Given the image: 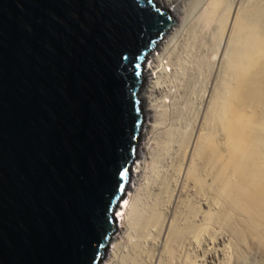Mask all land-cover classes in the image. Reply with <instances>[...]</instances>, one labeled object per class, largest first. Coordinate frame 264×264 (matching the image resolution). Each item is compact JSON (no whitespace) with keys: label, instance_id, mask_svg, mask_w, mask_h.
I'll list each match as a JSON object with an SVG mask.
<instances>
[{"label":"water","instance_id":"obj_1","mask_svg":"<svg viewBox=\"0 0 264 264\" xmlns=\"http://www.w3.org/2000/svg\"><path fill=\"white\" fill-rule=\"evenodd\" d=\"M177 23L155 0H0V264H101Z\"/></svg>","mask_w":264,"mask_h":264},{"label":"bare ground","instance_id":"obj_2","mask_svg":"<svg viewBox=\"0 0 264 264\" xmlns=\"http://www.w3.org/2000/svg\"><path fill=\"white\" fill-rule=\"evenodd\" d=\"M189 1L155 0L185 18ZM202 4L191 9L204 24L194 68L183 64L194 42L179 39L185 22L161 38L144 65V146L134 187L116 211L126 243L112 238L109 264L264 262V0Z\"/></svg>","mask_w":264,"mask_h":264},{"label":"rangeland","instance_id":"obj_3","mask_svg":"<svg viewBox=\"0 0 264 264\" xmlns=\"http://www.w3.org/2000/svg\"><path fill=\"white\" fill-rule=\"evenodd\" d=\"M183 1H184V0H183ZM205 1H206V0H205ZM205 1H202V0H200V1H199V0H195L194 3L196 4V6L198 5L197 8H196V6L192 7V5H195V4L193 3V0L189 1L190 3L192 2V3H191V9H192V8L194 9V10H193V13L196 12V10L198 9V7H199V6L201 7V6L203 5L202 3H204ZM200 2H201V3H200ZM187 3H188V2H187ZM198 3H199V4H198ZM162 7L167 9V6H162ZM200 7H199V8H200ZM187 9H188V6H187ZM191 9H190V10H191ZM190 10H189L188 12H191V13H190V14L188 13L187 16H186L187 19L184 17V15H179V16L175 17L176 20L178 21V23H177L176 25L181 26V25H184L183 22L186 23V24H185L186 27H185V25H184V32H183L184 35H182V36H186V37H182V36H181V38H179V39H180V40H183V39L186 38L187 41H186V40H183V41H186L187 44H188L189 41L192 40V38H193V41L196 40V39L198 40V37H197L198 35H196V33H198V32H197V31H198V28L201 26V23H202V22H200V21H197V19H195V18H197L196 15H195V14H194L195 16L192 15V14H193V13H192V10H191V11H190ZM190 17H191V20H190ZM192 17H193V18H192ZM185 20H189V22H186ZM194 20H195V21H194ZM193 21H194V22H198V23H196V25H197L198 27L195 26V23H193ZM190 22H191V23H190ZM188 23H189V25H188ZM191 24H192V25H191ZM198 24H200V25H198ZM187 25H188V27H187ZM190 25H191L192 27H191ZM193 25H194V27H196V30H195V28L193 27ZM203 25H204V24L202 23V27H203ZM190 27L192 28V30H193V28H194V32H193L192 30H191V31L189 30V29H191ZM207 27H208V26H207ZM187 28H189V29H188L189 32H192L193 34H192V33L189 34ZM185 29H186L187 31H186ZM205 29H206V28H205ZM206 31H207V30H206ZM207 32H209V31H207ZM207 32H205V33L207 34ZM186 33H187V34H186ZM194 33H195V34H194ZM185 34H186V35H185ZM188 34H189V36H187ZM206 34H205L206 39H208V36H209V35H206ZM194 35H196V36H194ZM190 36H192V38H191ZM187 37L190 38L191 40H190V39H187ZM194 37H195V38H194ZM188 40H189V41H188ZM193 41H191V44H192ZM197 42H198V41H194L193 44H192V46H190V42H189L188 45H186V47H187L189 50H190L189 47L192 48L190 51L187 49L188 52H191V53H188V55L191 56V57L193 56L194 53L197 52V51H196L197 49H195V48L197 47L196 45H198V44H196ZM181 44H182V41H181ZM194 44H196V45H194ZM188 46H189V47H188ZM194 46H196V47L193 49ZM192 50H193V51H192ZM153 52H154V51H153ZM154 53L157 54V52H154ZM185 54H186V53H184V56H185V57H184L183 59H188L189 61L186 60L187 63L185 62V60L183 61V64L185 65L184 67H185V68L187 67L186 70H188V69H193L194 66L196 65V60H194L195 57L193 56L192 58H191V57L188 58V55H185ZM190 54H191V55H190ZM191 59H193V60H191ZM193 61H195V63H193ZM149 62H150V61H149L148 59H146L145 65L148 66V65H149L148 63H149ZM184 62H185V63H184ZM191 62H192V63H191ZM188 63H190V64H188ZM192 64H195V65L193 66ZM188 65H191V66H188ZM189 67H191V68H189ZM192 67H193V68H192ZM188 71H189V70H188ZM148 79H149V78H148ZM143 85H144V80H143ZM188 94H189V95H188ZM188 94H187V96H188V97H191V96H190V95H192L191 92H189ZM185 99L188 100V98H186V97H185ZM192 99H194V96H193V95H192V97H191V101H192ZM181 100H182V101H180V105H181V107H184V106H185L186 108H185L184 110H185V111L189 110V109H187V107H188L187 104H190L191 102L189 101V103H188V102H187L186 100H184V99H181ZM183 100H184V102H183ZM185 103H187V104H185ZM183 104H184V105H183ZM186 105H187V106H186ZM190 105H191V104H190ZM190 105H189V106H190ZM186 109H187V110H186ZM142 111H143V104H142ZM189 111H192V110H189ZM189 111H188V112H189ZM188 112H185V113L188 114ZM192 114H194V112H191V115H192ZM142 115H143V118H144L143 125H144V124L146 125V121H145L144 114L142 113ZM189 115H190V114H189ZM188 117H189V116H188ZM143 125H142V126H143ZM143 146H144V142H143L142 140H140V141L138 142V147H137L138 150H137V152H138ZM136 163H137V157H136V159H135V161H134V164H133V166H132V170H131V174H130V180H129L128 187H127V189H126V192H125V196H124V200H123V201H126V199H127V197H128V193H129V192H128V188H129V187H131V188L134 187V182H133V180H132V175H133L132 173H133V171H134V166L136 165ZM164 168H165V167H163V165H162V168H160V170H163V171H164ZM147 170H148V171H147V175L151 176V175H150V174H151V169H150V166H149V165H148ZM149 173H150V174H149ZM140 183H141V185L144 187L143 184H145V179L143 178V179L140 181ZM143 196H145V191H144V190H143ZM122 231H123L122 228H121V227H118V225H117L116 233H115L113 239H119V240H121V242H122L123 244H125V243H126V240L124 239V236H123V234H122ZM113 248H114V244L110 242V244H109V246H108V248H107V252H106L105 258L102 260L101 264H109V261H108V255H109L110 252H112ZM251 260H253V259H251ZM251 260H250V264H251ZM262 264H264V262H263Z\"/></svg>","mask_w":264,"mask_h":264}]
</instances>
